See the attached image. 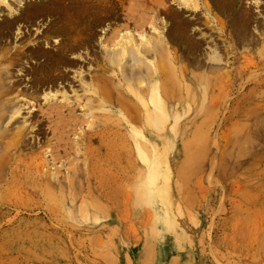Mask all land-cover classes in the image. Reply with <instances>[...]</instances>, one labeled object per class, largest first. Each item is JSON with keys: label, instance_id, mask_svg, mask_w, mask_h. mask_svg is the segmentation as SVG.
Listing matches in <instances>:
<instances>
[{"label": "rangeland", "instance_id": "obj_1", "mask_svg": "<svg viewBox=\"0 0 264 264\" xmlns=\"http://www.w3.org/2000/svg\"><path fill=\"white\" fill-rule=\"evenodd\" d=\"M0 69V264H264V0H5Z\"/></svg>", "mask_w": 264, "mask_h": 264}, {"label": "bare ground", "instance_id": "obj_2", "mask_svg": "<svg viewBox=\"0 0 264 264\" xmlns=\"http://www.w3.org/2000/svg\"><path fill=\"white\" fill-rule=\"evenodd\" d=\"M4 1L5 0H0V3ZM163 42H164V38L158 36L157 39H155V41H148L147 39L145 40L143 39V41L140 44L135 45L133 44L132 36L128 35L125 36L123 40L116 43L112 47V49L107 50V60L109 61V64L111 65L112 68L119 70V72H121L122 74H124L126 69H129L132 73V76L135 77L134 79L136 80L137 85L146 86V90H147L146 93L150 96V99L152 100L151 102L154 106L153 109L151 107H148L147 104L145 105V100H144L143 105L147 107L146 112L148 114L147 117L149 119L148 121L149 125L150 123L152 124L153 121H156L158 124L161 123L160 114H162L163 112V107L161 104L163 94L165 95L166 93L167 94L170 93L171 95L172 93V96L173 97L175 96V92L169 89L167 90L166 86L164 87V82H163L164 72L163 69L160 68V65L158 63L160 54L164 50ZM150 52H154L155 54L153 57V63L151 65L147 61L148 60L147 54ZM210 61L214 63H219L221 62V57L216 54L213 58L210 59ZM126 65H128L127 68ZM0 81H3V76L1 73H0ZM128 85H131V82H129ZM158 127L160 126L158 125L157 128Z\"/></svg>", "mask_w": 264, "mask_h": 264}]
</instances>
